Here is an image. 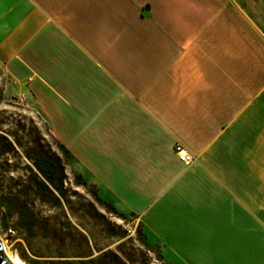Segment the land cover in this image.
<instances>
[{"label":"crops","instance_id":"crops-1","mask_svg":"<svg viewBox=\"0 0 264 264\" xmlns=\"http://www.w3.org/2000/svg\"><path fill=\"white\" fill-rule=\"evenodd\" d=\"M0 65L166 262L264 264V0H0Z\"/></svg>","mask_w":264,"mask_h":264},{"label":"rangeland","instance_id":"rangeland-1","mask_svg":"<svg viewBox=\"0 0 264 264\" xmlns=\"http://www.w3.org/2000/svg\"><path fill=\"white\" fill-rule=\"evenodd\" d=\"M3 137L12 142L13 149L0 160V192L13 187L35 214L33 224L26 225L0 203V241L10 254L24 264H95L115 255L129 264H161L157 255L164 258L162 245L151 242L146 246L136 215L119 208L115 213L107 200L96 199V194L101 195L98 183L76 170L71 157L58 148L44 115L8 83L0 65L2 143ZM40 154L63 164L61 193L25 186L37 170L34 159Z\"/></svg>","mask_w":264,"mask_h":264},{"label":"trees","instance_id":"trees-1","mask_svg":"<svg viewBox=\"0 0 264 264\" xmlns=\"http://www.w3.org/2000/svg\"><path fill=\"white\" fill-rule=\"evenodd\" d=\"M3 139L5 141L4 143H2V141L0 140V160L2 158L3 159L6 158V155H8L13 149L12 142L6 137H3ZM58 148L62 152H64L67 157L70 156L69 151L66 149V147L63 144L58 142ZM2 165L3 163H0V166ZM34 165L37 170L36 172L32 171L29 184L25 186L29 188L32 187L37 188V190L40 191L46 190L51 193H52V189H54L59 193H61L62 182L65 177L63 164L57 161L56 159L48 158L40 154L37 155L36 158L34 159ZM55 198L56 200H58L56 196ZM96 199L99 202L106 203V200L101 195L96 194ZM0 203L4 205L9 212L15 213L20 219V221L23 222L24 224L32 225L33 222L35 221V214L32 211V209L29 207L27 200L20 193H16L13 187L9 186L7 191L0 192ZM106 204L110 209L113 210V212L118 213V209L114 204L110 202ZM140 238L146 246L152 245V243L146 239L144 233L140 234ZM157 259L161 264H167L164 258L162 257V255H157ZM95 264H129V263L125 262L120 257L115 255V258L110 259L109 261H99L96 262Z\"/></svg>","mask_w":264,"mask_h":264},{"label":"built area","instance_id":"built-area-1","mask_svg":"<svg viewBox=\"0 0 264 264\" xmlns=\"http://www.w3.org/2000/svg\"><path fill=\"white\" fill-rule=\"evenodd\" d=\"M175 152L178 155V157L180 158V160H182L186 163H190L194 159V156L192 154H190L181 143H176Z\"/></svg>","mask_w":264,"mask_h":264},{"label":"water","instance_id":"water-1","mask_svg":"<svg viewBox=\"0 0 264 264\" xmlns=\"http://www.w3.org/2000/svg\"><path fill=\"white\" fill-rule=\"evenodd\" d=\"M0 264H13L6 254L4 245L0 241Z\"/></svg>","mask_w":264,"mask_h":264},{"label":"bare ground","instance_id":"bare-ground-1","mask_svg":"<svg viewBox=\"0 0 264 264\" xmlns=\"http://www.w3.org/2000/svg\"><path fill=\"white\" fill-rule=\"evenodd\" d=\"M5 250L9 254V256L11 258V259L10 258L9 259L12 261L13 264H24V262L18 256H14V255L10 254L8 252V249L7 248Z\"/></svg>","mask_w":264,"mask_h":264}]
</instances>
